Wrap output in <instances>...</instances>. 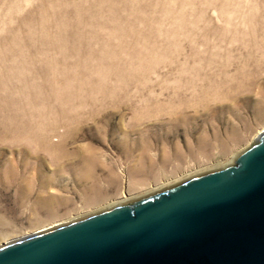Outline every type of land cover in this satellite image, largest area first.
I'll use <instances>...</instances> for the list:
<instances>
[{
  "label": "rangeland",
  "instance_id": "obj_1",
  "mask_svg": "<svg viewBox=\"0 0 264 264\" xmlns=\"http://www.w3.org/2000/svg\"><path fill=\"white\" fill-rule=\"evenodd\" d=\"M0 60V245L225 165L264 128V0H0Z\"/></svg>",
  "mask_w": 264,
  "mask_h": 264
},
{
  "label": "water",
  "instance_id": "obj_2",
  "mask_svg": "<svg viewBox=\"0 0 264 264\" xmlns=\"http://www.w3.org/2000/svg\"><path fill=\"white\" fill-rule=\"evenodd\" d=\"M116 204L2 243L0 264H264V128L227 164Z\"/></svg>",
  "mask_w": 264,
  "mask_h": 264
},
{
  "label": "bare ground",
  "instance_id": "obj_3",
  "mask_svg": "<svg viewBox=\"0 0 264 264\" xmlns=\"http://www.w3.org/2000/svg\"><path fill=\"white\" fill-rule=\"evenodd\" d=\"M69 1V0H68ZM53 2V1H52ZM62 3V2H61ZM75 3V2H74ZM102 4V3H101ZM108 4V3H107ZM134 5V4H133ZM112 7V6H111ZM110 7V8H111ZM78 8V7H77ZM95 8V7H94ZM139 8V7H138ZM148 9V8H147ZM89 10V9H88ZM94 10V9H93ZM44 13V12H43ZM89 13V12H88ZM115 13V12H114ZM91 14V13H90ZM75 15V14H74ZM138 15V14H137ZM64 17V16H63ZM80 17V16H79ZM53 18V17H52ZM35 19V18H34ZM124 19V18H123ZM44 20V19H43ZM75 21H76V19H75ZM21 22V21H20ZM80 22V21H79ZM86 22H88V21H86ZM129 22V21H128ZM48 24V23H47ZM81 24V23H80ZM128 24V23H127ZM131 24V23H130ZM92 25V24H91ZM96 25V24H95ZM122 25V24H121ZM124 26V25H123ZM58 27V26H57ZM67 27V26H66ZM96 28H98V27H96ZM124 28V27H123ZM38 29V28H37ZM72 30V29H71ZM77 30V29H76ZM75 30V31H76ZM122 30V29H121ZM85 33V32H84ZM31 35V34H30ZM70 35V34H69ZM80 36V35H79ZM28 37V36H27ZM83 37V36H82ZM30 38V37H29ZM57 39V38H56ZM69 39V38H68ZM20 40V39H19ZM58 40V39H57ZM6 42V41H5ZM28 42V41H27ZM21 44V43H20ZM45 44V43H44ZM16 45V44H15ZM26 45V44H25ZM38 45V44H37ZM47 45V44H46ZM252 45V44H251ZM14 46V45H13ZM42 46V45H41ZM37 47V46H36ZM53 47V46H52ZM24 48V47H23ZM41 48V47H40ZM85 48V47H84ZM6 49V48H5ZM15 49V48H14ZM18 50V49H17ZM19 51V50H18ZM39 51V50H38ZM79 51V50H78ZM25 52V51H24ZM77 52V51H76ZM82 52V51H81ZM19 53V52H18ZM83 53V52H82ZM81 54V53H80ZM4 55V54H3ZM19 55V54H18ZM76 55V54H75ZM7 56V55H6ZM15 58V57H14ZM44 58V57H43ZM14 60V59H13ZM18 60V59H17ZM23 59H21V61H22ZM5 61V60H4ZM24 61V60H23ZM264 61V60H263ZM6 62V61H5ZM16 62H18V61H16ZM0 63H1V60H0ZM15 63V62H14ZM25 63V62H24ZM264 63V62H263ZM9 64V63H8ZM35 64V63H34ZM94 64V63H93ZM18 65V64H17ZM26 65V64H25ZM98 65V64H97ZM263 65V64H262ZM86 66V65H85ZM41 67V66H40ZM101 67V66H100ZM16 68V67H15ZM264 68V67H263ZM18 69V68H17ZM24 69V68H23ZM120 69V68H119ZM262 69V68H261ZM260 70V69H259ZM40 71V70H39ZM57 71V70H56ZM93 71V70H92ZM85 72V71H84ZM33 74V73H32ZM48 74V73H47ZM30 75V74H29ZM25 76V75H24ZM84 76V75H83ZM29 77V76H28ZM44 77V76H43ZM27 78V77H26ZM44 79V78H43ZM65 79V78H64ZM206 79V78H205ZM23 80V79H22ZM34 80V79H33ZM55 80H56V78H55ZM207 80V79H206ZM231 80V79H230ZM230 80H228V81H230ZM21 81V80H20ZM54 81V80H53ZM211 81V80H210ZM209 81V82H210ZM227 81V80H226ZM226 81H224V82H226ZM26 82V81H25ZM54 82H57V81H54ZM53 82V83H54ZM87 82V81H86ZM212 82V81H211ZM223 82V83H224ZM231 82V81H230ZM59 83V82H58ZM58 83H57V86H58ZM215 83V82H214ZM228 83V82H227ZM36 84V83H35ZM47 84V83H46ZM52 84V83H51ZM61 84V83H60ZM219 84V83H218ZM221 84V83H220ZM226 83H224V85H225ZM229 84V83H228ZM1 85V84H0ZM6 85V84H5ZM7 85H8V83H7ZM6 85V86H7ZM22 85V84H21ZM5 86V87H6ZM29 86V85H28ZM52 86V85H51ZM54 86V85H53ZM56 86V87H57ZM59 86H61V85H59ZM58 86V87H59ZM4 87V88H5ZM26 87V86H25ZM49 87V86H48ZM55 87V86H54ZM4 88H2V89H4ZM9 88V87H8ZM29 88V87H28ZM31 89V88H30ZM45 89V88H44ZM48 89V88H47ZM51 89V88H50ZM72 89V88H71ZM100 90H103L102 88L100 89ZM2 91V90H1ZM51 91V90H50ZM55 91V90H54ZM91 91V90H90ZM4 92H5V90H4ZM13 92V91H12ZM29 92V91H28ZM56 92V91H55ZM35 93V92H34ZM48 93H50V92H48ZM61 93V92H60ZM203 93V92H202ZM24 94V93H23ZM76 94V93H75ZM115 94V93H114ZM104 95V94H103ZM48 97V96H47ZM107 97V96H106ZM223 97V96H222ZM111 98V97H110ZM66 99V98H65ZM117 99V98H116ZM63 102H64V100H63ZM66 102V101H65ZM205 103V102H204ZM81 104V103H80ZM88 103L85 101V102H83L82 101V106L84 107L85 105H87ZM107 104V103H106ZM68 105V104H67ZM93 105H95V104H93ZM82 106H80V107H82ZM159 106V105H158ZM74 107V106H73ZM76 107V106H75ZM97 107V106H96ZM99 107V106H98ZM97 107V108H98ZM103 107V106H102ZM52 109V108H51ZM75 109V108H74ZM77 109H78V106H77ZM77 109H75V110H77ZM82 109V108H81ZM86 109V108H85ZM80 109H78V113L76 112V113H73V112H75V111H73L72 113H73V115H70V117L69 118H66V120L67 119H69L70 120V122H71V124H74V125H77V123L81 120V118H82V116H81V114L84 112L83 110H80ZM89 110H90V108H89ZM86 112V111H85ZM89 112V111H88ZM42 113V112H41ZM67 112H65L64 113V111H59V114L61 115V118H62V116H67V114H66ZM71 113V114H72ZM84 114V113H83ZM82 114V115H83ZM89 116V115H88ZM68 117V116H67ZM59 118V117H58ZM44 119V118H43ZM58 120V119H57ZM68 120V121H69ZM54 122V121H53ZM63 123V122H62ZM69 123V122H68ZM67 124V123H66ZM38 125V127H40V124H37ZM60 125H62V124H60ZM42 126V125H41ZM50 126H51V124H50ZM37 127V126H36ZM67 127V126H66ZM51 129H52V126L50 127ZM39 129V128H38ZM50 130V129H49ZM45 131V130H44ZM34 132V131H33ZM51 132V131H50ZM39 133V132H38ZM46 133V132H45ZM49 133V132H48ZM51 134V133H50ZM36 135V134H35ZM49 137V136H48ZM37 139V138H36ZM65 139H68L67 138V135L66 134H64V136H63V138H62V140H61V144L60 145H63L64 144V142L66 141ZM40 140V139H39ZM35 142H36V140H35ZM49 146V145H48ZM59 147V146H58ZM62 149V148H61ZM141 197V196H140ZM126 201H129L128 199L127 200H123V201H121V202H119V203H117V204H120V203H123V202H126ZM114 204H116V203H114ZM116 204V205H117ZM111 206H113V205H111ZM110 206V207H111ZM73 220V219H72ZM69 221H71V220H69ZM69 221H66V222H69Z\"/></svg>",
  "mask_w": 264,
  "mask_h": 264
}]
</instances>
